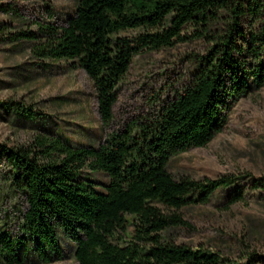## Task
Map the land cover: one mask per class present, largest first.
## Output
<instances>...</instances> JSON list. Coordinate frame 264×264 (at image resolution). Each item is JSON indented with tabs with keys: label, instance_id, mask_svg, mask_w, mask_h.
<instances>
[{
	"label": "trees",
	"instance_id": "1",
	"mask_svg": "<svg viewBox=\"0 0 264 264\" xmlns=\"http://www.w3.org/2000/svg\"><path fill=\"white\" fill-rule=\"evenodd\" d=\"M28 1L0 0V13L18 19L17 3ZM261 7L260 0H76L64 25L39 24V33H5L0 24L4 41H31L39 60L85 71L105 134L97 146L46 135L29 145L0 143L6 180L24 201L19 232L0 233L1 263L61 260V232L74 243L77 264H239L218 252L175 244L161 233L182 223L174 211L205 203L237 180L175 178L168 167L174 156L207 145L221 130L223 104L249 91L247 77L264 85ZM224 16L229 18L226 33L211 37L215 45L180 93L153 115L108 131L118 84L135 56L172 46L187 25L206 32ZM245 17L253 18L254 28L242 29ZM127 31L136 32L121 34ZM0 109L37 120L24 105L4 101ZM84 170L107 176L102 192ZM251 183L252 189L264 190V177ZM242 198L237 190L227 203Z\"/></svg>",
	"mask_w": 264,
	"mask_h": 264
},
{
	"label": "rangeland",
	"instance_id": "2",
	"mask_svg": "<svg viewBox=\"0 0 264 264\" xmlns=\"http://www.w3.org/2000/svg\"><path fill=\"white\" fill-rule=\"evenodd\" d=\"M260 1L264 19V0ZM75 3L76 0L17 3L20 17L11 19L9 14L0 13V24H5V33H39V24L64 25L65 19L73 14ZM253 21L245 17L242 29L254 28ZM228 27L227 16L206 32L200 26L187 25L182 29V40L172 46L145 50L135 56L118 84L108 131L151 116L171 101L188 85L202 57L215 45L211 37L225 34ZM5 36L0 33V102L30 107L37 120L0 109V143L29 145L36 136L46 135L97 146L105 134L97 112L94 85L85 71L81 68L70 71L63 61L39 60L33 53V42L4 41ZM246 60L253 65L252 59ZM260 60L264 62V55ZM247 83L246 94L226 99L221 110L224 124L212 140L174 156L168 167L175 178L237 180L230 187L213 192L205 203L174 211L182 223L161 234L175 244L218 252L235 263L264 264V190L251 188L253 180L264 177V85H255L250 77ZM82 173L97 191H103L108 181L104 173L89 170ZM6 175L7 170L0 162V233L16 235L24 201L21 191L8 184ZM237 190L243 191L242 200L227 203L229 195ZM128 231H132L131 226ZM58 239L63 258L48 264H77L74 243L61 232ZM25 264L44 263L29 257Z\"/></svg>",
	"mask_w": 264,
	"mask_h": 264
}]
</instances>
